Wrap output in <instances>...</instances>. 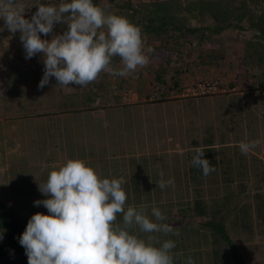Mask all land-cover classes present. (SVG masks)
Wrapping results in <instances>:
<instances>
[{
	"label": "crops",
	"instance_id": "1",
	"mask_svg": "<svg viewBox=\"0 0 264 264\" xmlns=\"http://www.w3.org/2000/svg\"><path fill=\"white\" fill-rule=\"evenodd\" d=\"M6 48L7 55L0 50V68L19 52ZM161 66L159 82L153 72L152 77L140 75L129 95L100 92L74 108L63 106L61 94L51 100L47 96V108H52L46 111L37 83L27 80L12 89L0 81V191L29 196L22 210L10 206L23 215H48L32 205L47 199L38 184L66 159L78 158L101 178L124 182L125 209L145 205L149 219L173 227L169 234L130 229L141 239L155 236L157 247L174 241L173 264H187L188 257L194 264H214L211 235L204 224L209 221L234 229L241 249L255 248L259 235L264 244V79L257 82L259 88L240 77L227 88L221 85L224 93L189 97L182 94L185 89L221 74L220 63L209 68L171 56V63ZM27 106L36 108L14 111ZM241 141L258 143L244 154ZM196 148L215 168L207 176L191 163ZM161 171L164 180H174L163 190L157 186ZM153 207L164 221L155 220ZM116 223H123L122 213Z\"/></svg>",
	"mask_w": 264,
	"mask_h": 264
},
{
	"label": "clouds",
	"instance_id": "2",
	"mask_svg": "<svg viewBox=\"0 0 264 264\" xmlns=\"http://www.w3.org/2000/svg\"><path fill=\"white\" fill-rule=\"evenodd\" d=\"M36 7L28 20L24 18L23 0H0V18L8 31L21 34L25 58L43 55L44 74L39 88L47 85L50 77L65 88L86 87L101 72L124 77L148 63L141 29L123 16L106 12L93 0ZM57 23L66 24L67 30L50 41L41 39L40 34L49 35ZM113 57L120 58L122 68L111 66ZM257 143L241 141L239 147L246 154ZM194 151L193 166L205 176L215 171L200 148ZM159 175L160 189L174 183L172 178L163 179V171ZM123 183L118 178H101L78 158L66 159L51 170L47 180L38 184V190L50 198L34 202L42 204L49 214H34L19 238L28 264H173L174 241L157 247L160 242L155 236L145 240L130 234L133 226L143 233L164 234L173 233V227L149 219L145 205L125 209ZM151 212L156 221L166 219L156 207ZM121 213L123 223L117 224V214ZM174 234L179 236V232ZM187 264H194L192 257H188Z\"/></svg>",
	"mask_w": 264,
	"mask_h": 264
},
{
	"label": "trees",
	"instance_id": "3",
	"mask_svg": "<svg viewBox=\"0 0 264 264\" xmlns=\"http://www.w3.org/2000/svg\"><path fill=\"white\" fill-rule=\"evenodd\" d=\"M135 1V2H134ZM109 0L108 5H101V0H93V3L105 8L110 12L127 18L132 24L141 29L142 39L146 42L160 41V45L155 47L156 52H160L165 57L167 64L171 63V56L180 52L184 42H189L200 33L197 42V52L200 54V65L209 68H218L219 62L224 57V40H216L215 44H209L211 36H220L226 30L246 29L256 33V41H248L244 46V51L239 55L238 66L243 67L242 59L257 58L258 65L264 72V47L261 40H264V0ZM67 0H40L38 5H59ZM37 11H32L28 20ZM194 22V23H192ZM247 25V28L244 27ZM67 25L57 23L48 36L41 39L46 40L55 35L63 34L67 30ZM258 38V39H257ZM48 40V39H47ZM254 54L249 56L250 50ZM13 52L9 63L3 65L0 70V81L14 89L20 83H26L29 79L37 83V90L43 74L44 63L41 53L35 54L32 58L26 59L24 47H17ZM3 54L7 55V49H3ZM24 54V57L22 56ZM17 55V56H16ZM242 57V59H240ZM119 57L112 58V65L117 64ZM24 63V65L22 64ZM23 65L20 67V65ZM27 65L28 71L25 72ZM163 66L156 71L157 81L161 77ZM245 67V66H244ZM106 73V72H104ZM245 71L237 77L245 75ZM29 81V80H28ZM57 81L54 77L49 78L47 87L54 88ZM73 86V85H72ZM221 86V85H220ZM59 87H61L59 85ZM82 87L75 89L70 95L63 94L62 104L68 108L86 105L89 96L82 94ZM44 89V87H43ZM88 92V91H87ZM75 96V97H73ZM76 98L75 100L73 98ZM82 99H87L84 102ZM245 211V210H244ZM33 214H20L10 205L0 201V264H28L25 249L20 245L19 238L26 229V225ZM205 226L210 231L211 249L214 264H250L252 253L249 249H241L235 242L228 229L223 223L209 221Z\"/></svg>",
	"mask_w": 264,
	"mask_h": 264
},
{
	"label": "rangeland",
	"instance_id": "4",
	"mask_svg": "<svg viewBox=\"0 0 264 264\" xmlns=\"http://www.w3.org/2000/svg\"><path fill=\"white\" fill-rule=\"evenodd\" d=\"M40 0H23V3L25 4V14H24V18L28 19V17L31 15L32 11L35 10L38 6ZM108 1L109 0H101V5L107 6L108 5ZM134 1V0H133ZM135 2V1H134ZM194 23V22H192ZM244 27L247 28V25L244 24ZM67 28V26L65 27ZM0 50L3 49H8L6 47H9L11 49H15L17 47L22 48L23 44L20 40V33L17 31L16 33H12L10 31H8L5 28V22L2 18H0ZM56 29H53V31H55ZM196 37L192 38L189 42H184L183 41V46L180 49V52L174 53L172 55V57H176V60L178 62H183V61H188L189 63H194L195 61H199L200 60V54L197 52L196 48H197V42L200 39V33H196L195 34ZM41 37L44 36V34H40ZM48 36V35H47ZM257 35L255 32L250 31L248 29L244 30V31H239V30H226L223 34H221L220 36H216L213 35L211 36L210 40H209V44L207 45H212L215 44L216 40L220 39V40H224L225 45H224V57L223 59L219 62L220 63V73L219 75H217L216 77H205L204 80H212V81H219V83L222 81V83L220 85H223L222 87L227 88L226 84L228 85V83H230V81H237V77L240 76L244 71L246 72L244 76H241L244 78L245 81H248L249 79L255 81L254 86L259 88L260 84L257 82H260L261 79H264V72H262V70L260 69L258 62H257V58H244L242 59V57L240 59H242V64L245 66L241 67L238 66V68L236 67L237 63H239V55L242 54V52L244 51V46L246 45V43L248 41H252L255 42ZM49 41L51 40L50 38H47ZM46 39V40H47ZM258 39V38H257ZM264 47V40L260 41ZM144 43V52L145 55L148 57V63L141 67L142 70H140V67L137 68V70L135 72H132L124 77L121 76H114L111 75L109 73H104L101 72L99 74V76L97 77V79L88 84L86 87H82L80 91H82V94L89 96L87 98H89V100H91V98H93L95 95H98L100 92H108L110 94H114L113 97L115 96V94L117 95L118 93L125 92L126 94H130V91L135 88V81H141L140 79V75H145L148 77H152L153 74H156V71L161 65H164L165 62V57L162 53L160 52H156L155 47H158L160 45V41H152L150 40V42H146L143 40ZM151 48L152 51L148 52V49ZM2 51H0V57H1ZM24 54H26L24 52ZM254 51L251 49L248 53L249 56L253 55ZM1 63V62H0ZM24 65V63H22ZM20 65V67H22L23 65ZM1 65V64H0ZM4 65V64H3ZM2 65V66H3ZM114 69H120L122 68V63L121 60H119L117 62V64L115 65H111ZM25 72L28 71L27 69V65L25 67ZM2 69V67L0 68V70ZM240 78V77H239ZM260 79V80H259ZM29 82H32L31 79H29ZM250 80V81H251ZM203 81V80H202ZM248 81V82H250ZM199 82V81H198ZM151 83V80L150 82ZM254 83V82H252ZM251 83V84H252ZM138 84V82H137ZM195 84V83H194ZM77 88V86L75 85H70L68 88H65L63 86L59 87V85L55 86L54 88H50L47 87L46 85L44 86V89L41 88L40 92L42 95V99L44 101H47V103H44L45 108L42 109V111H46V110H51V108H47L48 106H51V104H48V100H47V96L49 97V99H55V97H61V95L63 96V94H67L70 95L71 93H74L73 91H77L75 90ZM88 91V92H87ZM152 93V92H151ZM61 94V95H59ZM219 94V93H216ZM122 96H124L122 94ZM75 97V96H73ZM61 100V98H58L57 100ZM13 99L9 100L10 102H12ZM42 101V100H41ZM53 101V100H52ZM82 101L86 102L88 101L87 99H82ZM109 101H114V99L109 100ZM2 102V101H0ZM8 101L3 102V104H6ZM14 103V102H13ZM53 103V102H52ZM61 104V103H60ZM60 104H58V106H60ZM36 107H18V109H15L14 111L16 112H21V113H27L28 111H32L35 110ZM53 108H56V104H53ZM12 108H9V110H11ZM46 109V110H45ZM6 110V108H5ZM0 198L2 199V201L7 202L8 205H11L14 208H18L19 210H22V202H24L23 207L26 204V201H29V196L23 195L22 196H18L16 192L14 191H0ZM50 198V197H47ZM22 199L24 201H22ZM44 200V199H43ZM20 205V206H19ZM32 205H35V203H33ZM37 209H43V210H47L42 204L41 205H37L36 206ZM40 207V208H39ZM36 209V210H37ZM228 228V227H227ZM228 233L230 234V236L232 237V239L235 241L236 237H235V230L232 228H228ZM236 242V241H235ZM253 245H255L253 248V246H247L246 249H249L250 252L252 253L253 256H251L252 258H250L249 263L250 264H264V244L262 243V236L259 235V238H255V240L253 241ZM252 245V244H251ZM246 247V246H245ZM241 248V247H240Z\"/></svg>",
	"mask_w": 264,
	"mask_h": 264
},
{
	"label": "built area",
	"instance_id": "5",
	"mask_svg": "<svg viewBox=\"0 0 264 264\" xmlns=\"http://www.w3.org/2000/svg\"><path fill=\"white\" fill-rule=\"evenodd\" d=\"M224 92L226 91L225 89L221 88L219 81L203 80L186 88L182 94L189 97H198V96H210V95H215L216 93H224Z\"/></svg>",
	"mask_w": 264,
	"mask_h": 264
}]
</instances>
